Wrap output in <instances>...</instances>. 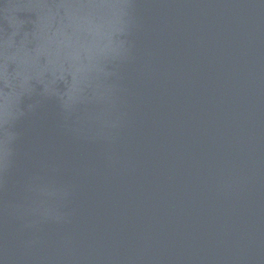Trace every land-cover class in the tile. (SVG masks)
Listing matches in <instances>:
<instances>
[{"label":"water","instance_id":"95a60500","mask_svg":"<svg viewBox=\"0 0 264 264\" xmlns=\"http://www.w3.org/2000/svg\"><path fill=\"white\" fill-rule=\"evenodd\" d=\"M0 264H264V0H0Z\"/></svg>","mask_w":264,"mask_h":264}]
</instances>
